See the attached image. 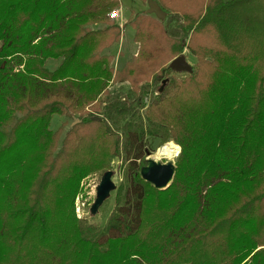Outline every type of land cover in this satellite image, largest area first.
Listing matches in <instances>:
<instances>
[{
  "label": "trees",
  "instance_id": "16d2710c",
  "mask_svg": "<svg viewBox=\"0 0 264 264\" xmlns=\"http://www.w3.org/2000/svg\"><path fill=\"white\" fill-rule=\"evenodd\" d=\"M157 1L166 17L139 15L116 69L121 0H0V264H264V0ZM167 141L158 189L140 170ZM116 156L106 223L79 216L83 179Z\"/></svg>",
  "mask_w": 264,
  "mask_h": 264
},
{
  "label": "rangeland",
  "instance_id": "374dc122",
  "mask_svg": "<svg viewBox=\"0 0 264 264\" xmlns=\"http://www.w3.org/2000/svg\"><path fill=\"white\" fill-rule=\"evenodd\" d=\"M121 1L125 5L122 10L120 8L121 18L118 21L120 23L126 22V25L123 26V33L121 35L119 42L114 43L108 49L106 48L107 50L105 49L106 52H110L114 54L115 60L113 59L114 61L112 62V66H114L116 69H120L122 66H124L132 58V56L138 52L139 43L135 40V37H134V34H135L134 24L137 23L139 15L143 13L148 14V15L151 14L155 16L157 19H160L154 13L147 12V9L149 7L148 0H145V1L144 0H121ZM101 25H102L101 23H97L93 26L97 27ZM183 52L186 53L187 59L190 61L191 64L195 65L198 62L197 57L191 55L187 48H184ZM58 63H59V60L52 59L48 62V65L51 67H54ZM178 75L183 77L184 72H178ZM129 86H130V83L127 80L118 81V82H114L111 84V89L121 87L123 90H127ZM66 119L67 118L65 116L55 114L52 118L51 128L56 130L62 124V122L65 121ZM73 120L74 118L69 119V124L67 125L66 128H68L69 126L71 127V123L73 122ZM174 143H175L174 141L165 142L163 145L159 146L156 150L148 153L146 155V158L152 157L154 159L160 160L161 162H167V161L175 162L176 157L180 152V145H178L177 143L175 144ZM164 150H166L167 153H164ZM135 154H136V149L133 148L130 152V156L132 159H135L134 157ZM137 161H140V160L137 158ZM112 169L116 171V174L114 175V180L116 181L118 185L121 180L122 173H123L121 157L116 156L114 158ZM102 174H103L102 171L95 172L87 176L86 178H84L82 181V190L80 191L78 197L76 198V211L78 215L87 216L90 221L98 223V224L106 223L109 217V214L112 211L115 205V202H116L115 201V191L116 190H113L110 197H108L104 201V203L101 205L98 213L95 215L91 214L90 207L95 199L96 187L101 180ZM133 212H135V208L131 206L130 213H133Z\"/></svg>",
  "mask_w": 264,
  "mask_h": 264
},
{
  "label": "water",
  "instance_id": "95a60500",
  "mask_svg": "<svg viewBox=\"0 0 264 264\" xmlns=\"http://www.w3.org/2000/svg\"><path fill=\"white\" fill-rule=\"evenodd\" d=\"M148 4V13H154L160 19H164L166 17L167 12L162 9L157 0H148ZM169 66L175 72H193V64H191L187 59L185 52H182L174 57L170 61ZM167 80V78L163 80L160 90L163 89ZM92 118L102 119V116L93 115ZM80 120L81 119L78 117L74 118L71 126ZM175 172L176 164L174 161L161 162L160 160L152 157L146 158V162L141 166L140 170L142 178L150 181L158 189L167 188L173 182ZM115 174L116 171L112 168L103 172L101 180L96 187L95 199L90 207L91 214H97L104 201L110 197L112 191L117 188L118 185L114 180Z\"/></svg>",
  "mask_w": 264,
  "mask_h": 264
},
{
  "label": "built area",
  "instance_id": "2783aa9c",
  "mask_svg": "<svg viewBox=\"0 0 264 264\" xmlns=\"http://www.w3.org/2000/svg\"><path fill=\"white\" fill-rule=\"evenodd\" d=\"M109 16L111 18H115L117 20H119L121 18V11H120V8H115L114 10H112L110 13H109ZM122 24V23H121Z\"/></svg>",
  "mask_w": 264,
  "mask_h": 264
},
{
  "label": "crops",
  "instance_id": "0c3cea01",
  "mask_svg": "<svg viewBox=\"0 0 264 264\" xmlns=\"http://www.w3.org/2000/svg\"><path fill=\"white\" fill-rule=\"evenodd\" d=\"M124 5H125V4L122 3L121 10L124 8ZM108 48H110V47H108ZM108 48H107V49H108ZM107 49H106V50H107ZM105 53H110V52H106V51H105ZM111 54H112V53H111ZM114 60H115V56H114ZM114 60H113V61H114Z\"/></svg>",
  "mask_w": 264,
  "mask_h": 264
},
{
  "label": "bare ground",
  "instance_id": "6f19581e",
  "mask_svg": "<svg viewBox=\"0 0 264 264\" xmlns=\"http://www.w3.org/2000/svg\"><path fill=\"white\" fill-rule=\"evenodd\" d=\"M175 144V143H174ZM172 146H173V144H172ZM177 147V146H176ZM170 152V151H169ZM164 153H167V151L166 150H164ZM170 155V154H169ZM176 155V154H175ZM173 156V155H172ZM174 157V156H173Z\"/></svg>",
  "mask_w": 264,
  "mask_h": 264
}]
</instances>
